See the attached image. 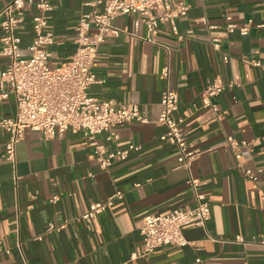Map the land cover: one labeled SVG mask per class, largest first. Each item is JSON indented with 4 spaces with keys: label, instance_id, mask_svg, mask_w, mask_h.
Segmentation results:
<instances>
[{
    "label": "crops",
    "instance_id": "0c3cea01",
    "mask_svg": "<svg viewBox=\"0 0 264 264\" xmlns=\"http://www.w3.org/2000/svg\"><path fill=\"white\" fill-rule=\"evenodd\" d=\"M12 1L0 0V11ZM41 1L26 4L18 29L24 58L31 56L33 18L42 14L37 8ZM45 1L53 5L49 66L55 68L74 54L77 23L91 10L86 4L92 0ZM173 1L189 8L187 17L177 20L184 40L164 25L156 43L147 42L144 17L122 15L113 25L123 32L106 36L95 61L102 83L90 88V97L137 104L147 119L120 126L118 141L100 135V143L108 151L131 144L142 145L141 151L102 170L82 134L68 130L63 138L45 140L28 130L12 162L5 153L9 133L0 126V264H264V246L253 243L264 237V72L248 63L264 61V29L257 28L264 24V0ZM228 17L237 24L253 20L254 26L245 36L229 34ZM202 19L217 29L208 30ZM1 38L0 29L3 69L9 59L1 54ZM212 38L221 40L219 51ZM217 78L236 84L210 99L223 114L221 120L201 108L204 89ZM167 90L179 93L176 117L183 120L188 147L199 151L190 172L178 167L176 149L160 139L167 131L158 122ZM16 112L10 96L0 105V124ZM229 137L238 142L236 148L229 146ZM190 176L202 182L211 206L207 231L186 227L187 246L160 248L147 259H136L143 250L147 216L195 205ZM118 191L123 200L93 219L80 218L93 203ZM54 196L56 203L51 202Z\"/></svg>",
    "mask_w": 264,
    "mask_h": 264
},
{
    "label": "built area",
    "instance_id": "2783aa9c",
    "mask_svg": "<svg viewBox=\"0 0 264 264\" xmlns=\"http://www.w3.org/2000/svg\"><path fill=\"white\" fill-rule=\"evenodd\" d=\"M29 2L32 0H13L0 11L1 54L9 59L7 66L0 69V105L13 96L17 108L14 118L6 119L0 124L9 133V140L5 145L6 159L15 161L16 146L28 130L39 133L45 140L63 138L68 130L82 134L88 146L93 149L102 170H109L117 161L127 160L133 151H141L143 146L136 144L108 151L99 141L102 134H107L106 140L109 142L118 141L117 130L120 126L134 121L145 123L147 119L143 118L137 104L116 105L112 101H98L90 97V88L102 83L94 71L96 57L107 35L118 37L123 32L113 25L115 18L127 14L144 17L147 42L156 43L160 27L164 25L179 40H184V35L178 31L177 20L187 17L188 6L183 2L176 4L173 0H92L86 4L91 10L83 13L77 23L74 54L60 66L51 68L49 48L54 44L55 37L53 31L48 29L49 14L53 11V5L49 1L37 4L42 14L33 18V38L29 47L31 56L24 58L20 54L21 38L18 29L24 21V10ZM200 21L210 31L217 29L216 25L208 24L206 19ZM225 26L229 34L239 33L245 36L249 34L254 22L249 20L237 24L228 17ZM257 28L264 29V24L257 25ZM212 45L219 51L221 40L212 38ZM228 59L227 54L223 56L224 62ZM248 63L264 72V61L251 60ZM168 72V68H165L162 76L166 78ZM235 85L220 78L215 79L202 93L201 108L213 110L221 120L223 114L210 99ZM179 103L177 91L167 90L162 93V111L158 122L167 131L160 139L176 149L178 167L190 172L199 151L188 147L182 132L183 120L176 117ZM228 143L233 149L238 146V142L232 137L228 138ZM246 175L256 180L252 172L247 171ZM188 186L195 205L174 209L166 215L147 216L141 230L143 250L134 256L136 259H147L160 248L187 246L189 242L184 235L186 227L195 226L207 231L211 206L202 192V182L190 176ZM123 199L124 193L118 191L106 201L93 203L80 218L93 219L112 207L116 201ZM57 201V196L51 200L52 203ZM253 243L264 246V237ZM17 248L22 254V243L19 240ZM200 262L201 259L196 260V263Z\"/></svg>",
    "mask_w": 264,
    "mask_h": 264
}]
</instances>
